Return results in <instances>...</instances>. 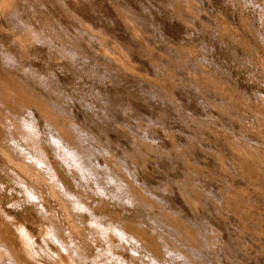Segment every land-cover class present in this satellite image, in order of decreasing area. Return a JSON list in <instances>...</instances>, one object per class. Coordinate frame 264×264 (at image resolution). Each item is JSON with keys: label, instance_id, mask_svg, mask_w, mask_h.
<instances>
[{"label": "rangeland", "instance_id": "1", "mask_svg": "<svg viewBox=\"0 0 264 264\" xmlns=\"http://www.w3.org/2000/svg\"><path fill=\"white\" fill-rule=\"evenodd\" d=\"M0 264H264V0H0Z\"/></svg>", "mask_w": 264, "mask_h": 264}, {"label": "bare ground", "instance_id": "2", "mask_svg": "<svg viewBox=\"0 0 264 264\" xmlns=\"http://www.w3.org/2000/svg\"><path fill=\"white\" fill-rule=\"evenodd\" d=\"M180 222V221H179ZM57 239V238H56ZM199 245V244H198ZM68 248V247H67ZM77 252V251H76ZM58 255V254H57ZM60 256V255H59ZM57 257V256H56Z\"/></svg>", "mask_w": 264, "mask_h": 264}]
</instances>
